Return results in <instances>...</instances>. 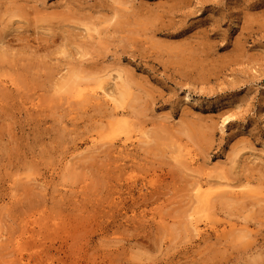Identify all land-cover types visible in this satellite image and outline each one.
Listing matches in <instances>:
<instances>
[{
    "label": "rangeland",
    "instance_id": "374dc122",
    "mask_svg": "<svg viewBox=\"0 0 264 264\" xmlns=\"http://www.w3.org/2000/svg\"><path fill=\"white\" fill-rule=\"evenodd\" d=\"M101 79L123 114L66 85ZM122 125L123 152L88 143ZM218 177L244 197L208 224L236 226L198 234L192 184ZM19 253L264 264V0H0V264Z\"/></svg>",
    "mask_w": 264,
    "mask_h": 264
},
{
    "label": "bare ground",
    "instance_id": "6f19581e",
    "mask_svg": "<svg viewBox=\"0 0 264 264\" xmlns=\"http://www.w3.org/2000/svg\"><path fill=\"white\" fill-rule=\"evenodd\" d=\"M95 83L96 84L93 85V86L92 85H84V86H76L75 87L72 84H66V85H68L67 89L69 90V92H71L72 97H74L76 99H79V100H84V101H87V102L88 101L89 102L90 101H95V100L99 101L100 99H102L100 101H103L104 100L107 103V105H109L111 107V109L114 110L115 113H117V114H123L122 111L117 110V108L119 107V104L117 102V96H119V95L123 96L126 93L125 90L123 89V87L121 86L122 83L120 84V82H118L119 83L118 85L117 84H114L115 86H113L114 89L112 88V90L111 89H106L104 87L103 80L102 79L101 80H98ZM115 83H117V82H115ZM109 90H111V91H109ZM126 126L127 125H122L121 127L120 126L113 127L114 129L112 128L113 130L110 131L112 133H110L111 136L109 135V137H100V135L96 136L97 135L96 134L95 137L92 136V137L88 138V143L90 145H93L94 147H95L96 144L98 146H100V144H98V143H101V141H99V140L103 139L104 142H106V143L108 142L110 144V143H113L114 142V139H116L113 136H119V138H118L119 139L118 140V143L119 144L117 146H122L123 149H120L119 148V150L118 149L117 150L121 153V152H123L125 146H127L129 144H132V141H130V143H127L126 142L127 139L130 138L129 131H131ZM106 135L107 134H102V136H106ZM103 140H102V142H103ZM187 159H188L187 161L189 163H191V164H193L194 162H196L195 159L192 157V155H188L187 156ZM193 159H194V162H192ZM63 165L66 166V162H64ZM206 165H207V163L205 162L204 163V166H203L204 169L207 168ZM204 174L206 175L207 173L205 172ZM16 180H19V179H16ZM196 180L197 181H195L194 184H192V186H193L192 187L193 188L192 191H193L194 197L196 199L195 200L196 203L198 205H200V207H199L200 214L198 216L199 217H202L203 219L191 218V225L193 226V228L195 229V231L198 234H200L202 228L199 226L198 222H200L201 220L203 221V225L205 227L206 226L210 227L212 229V232H214L216 234L219 233V230L220 229L223 231V229H225L228 226H229V228L235 227L236 225L234 226V223H233L234 221H231V222H228L227 221L226 223L224 221V224L221 223L222 225H220L221 228L217 227L218 225L217 226L216 225H212L211 226L210 224H213L215 221L214 220L212 221L211 220L212 217L210 218V216L213 215V214H215L216 212L213 213V214H211L213 211H210V210L212 209L211 207H213L212 206V203L214 204V201L217 200L216 198L215 199H212V194L213 195L214 194L215 195H218L217 198L218 197L219 198L220 197H227L226 198L227 200L229 198H231V199H237L238 197L239 198L241 197L240 195L242 193L241 192L242 191L241 188L238 187L239 185L237 186V184L230 183L228 180H226L224 178H221V177L220 178L218 177V179L216 178V180L213 179V181H210V180L208 181V179L207 180L206 179L205 180L204 179H199V180L196 179ZM243 197H244V193H243V195H242L241 198H243ZM214 217L215 216H213V219H214ZM208 223H210V224H208ZM221 230H220V232H222ZM15 245L18 246V242H16ZM17 256H18L17 259H16V257H15V259H13L15 261V263H17V264H26V262L23 261L22 254L19 253ZM16 261H18V262H16Z\"/></svg>",
    "mask_w": 264,
    "mask_h": 264
}]
</instances>
